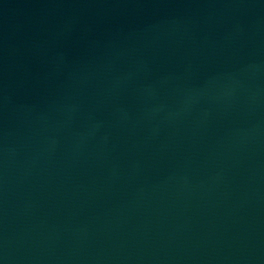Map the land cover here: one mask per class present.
<instances>
[{
    "label": "water",
    "instance_id": "95a60500",
    "mask_svg": "<svg viewBox=\"0 0 264 264\" xmlns=\"http://www.w3.org/2000/svg\"><path fill=\"white\" fill-rule=\"evenodd\" d=\"M0 264H264V0H0Z\"/></svg>",
    "mask_w": 264,
    "mask_h": 264
}]
</instances>
